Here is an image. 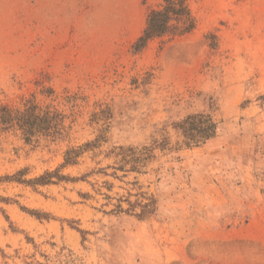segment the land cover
Here are the masks:
<instances>
[{"label": "rangeland", "instance_id": "374dc122", "mask_svg": "<svg viewBox=\"0 0 264 264\" xmlns=\"http://www.w3.org/2000/svg\"><path fill=\"white\" fill-rule=\"evenodd\" d=\"M186 1L136 50L165 0H0V264H264V0ZM194 113L217 132L186 147Z\"/></svg>", "mask_w": 264, "mask_h": 264}, {"label": "trees", "instance_id": "16d2710c", "mask_svg": "<svg viewBox=\"0 0 264 264\" xmlns=\"http://www.w3.org/2000/svg\"><path fill=\"white\" fill-rule=\"evenodd\" d=\"M192 28L193 21L191 19V11L187 1L165 0V4L163 6L150 10L144 32L136 42V50L143 49L147 45L148 41L152 38L164 36L166 34L184 33L190 31ZM1 120L2 123L6 124H12L16 122L21 128L25 130V132L33 133L34 128L45 119L35 112V108L28 107L16 117L12 116V113H10L8 110L5 114L3 113V115H1ZM179 128L185 137L183 145L186 147H195L207 142L209 139L215 136L217 132V122H215L212 116L209 114L194 113L183 119L179 124ZM88 145L89 143L85 144L84 147H87ZM82 148H72L68 150L65 163H76V159L81 153ZM121 149H123V153L126 151L124 148ZM127 151H130L132 154L130 155V158H128V154L126 152L124 153L122 159L123 163L120 165V168H125L127 164H130L131 170L134 171H141V168L145 166L147 159L152 156L151 153L153 152L151 148L146 146L143 147L140 152L137 150V148H128ZM53 176H57L59 179H65V177L63 175H59L58 172H47L35 179H18V181L27 182L29 184H48L52 182ZM14 178H17V176ZM69 179L70 178L67 176V180ZM129 205V208L124 209L121 204L117 206V209L119 211L134 212L136 207H140L141 212L135 213L140 218L146 217L153 211L152 202L133 203L129 201Z\"/></svg>", "mask_w": 264, "mask_h": 264}]
</instances>
